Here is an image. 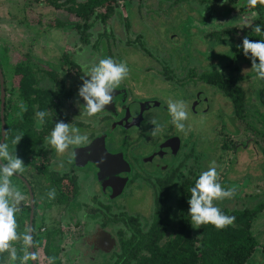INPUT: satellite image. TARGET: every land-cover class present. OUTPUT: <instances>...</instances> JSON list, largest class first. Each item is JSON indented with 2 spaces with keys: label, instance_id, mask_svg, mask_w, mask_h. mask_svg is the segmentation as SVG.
<instances>
[{
  "label": "rangeland",
  "instance_id": "obj_1",
  "mask_svg": "<svg viewBox=\"0 0 264 264\" xmlns=\"http://www.w3.org/2000/svg\"><path fill=\"white\" fill-rule=\"evenodd\" d=\"M173 1L145 0L128 17L126 29L122 26L121 20V24H115L111 29L108 27L112 35L102 38L103 40L99 41L96 50L92 51L80 50L79 45L72 47L74 38L66 27L59 30L48 25L54 18L71 21L72 17L64 12L55 11L41 0H0V47H3V44L12 48L17 54L28 53L35 59L49 62L51 66L60 62L63 53H68L70 59L82 66L90 64L88 59H85L89 56V60L93 63L98 59L108 57L117 63H126L129 75L116 89L121 87L120 91H123L125 99H129V101L155 102L156 106L150 108L146 113L147 122L161 121V131L157 132L155 136L161 134L159 136L161 137L164 134L167 129L164 127L165 124L170 126V132L180 138L179 145L181 147L185 145L186 148H189V152H192L190 162L200 172L206 171L210 162L214 160L219 173V183L224 189H234V195L231 198L215 200L214 205L227 208L252 206L262 198L261 193L264 190V184L260 180L264 174V165L253 142V135L234 120L231 116L229 102L211 87L205 84H194L195 82H191L194 84L192 86H183L181 82L175 83V80L186 76L190 69L195 73L196 71L200 73L211 66L225 62L230 53V47L240 42L243 31L251 24V18H249L246 8L242 9V12L237 10V7L243 6L245 0H236L239 6L233 4L231 6L233 9L229 12L225 11L224 1L220 4H218L219 0L211 1L210 7L215 10L212 11L209 7L210 10L205 11L206 13L203 12L204 14L197 13L193 0H189L191 5L179 2L172 4ZM119 10L124 16L123 8L119 7ZM212 28L233 30L231 32L233 37L229 40V45L226 48L225 43H223L225 46H218L219 44L210 41V38H207L212 44L210 49L207 45L205 47L202 44V33L210 32ZM96 31L101 33L102 27H95L93 37H96ZM139 35L140 37L136 39V36ZM134 40L135 43H133ZM127 42L131 43L129 47L126 46ZM138 42L141 43L143 49L138 48L140 44ZM6 55L7 53L4 55V51L0 48L2 75L7 89L10 90V66L12 63L9 56L3 58ZM40 66L44 67L42 64ZM160 66H168L174 71L175 74H171L172 78L170 77L171 82L163 81L164 79L162 80L159 76ZM64 67L66 68V66ZM70 68L71 72L76 75V69ZM250 69L249 65L242 63L238 66L233 77L242 89L246 111L253 118L255 99L252 93L256 89V80L251 83L252 79L245 78L251 71ZM8 97L12 104L18 105L19 101L13 90L8 91ZM169 99L183 100L187 105L189 116L185 121V132L178 131L171 124V117L167 111ZM66 113L68 112L66 111ZM136 130L124 131L122 128H113L111 124L109 127H104L101 134L107 143V148L112 152H122L127 158L133 159V153L128 150V142L131 133ZM219 132L228 135V138L236 143V152L228 151L219 154L217 149ZM146 134L148 135L147 131ZM119 139H124L126 142L119 141ZM217 156H220L219 159ZM63 157L67 158L64 154ZM69 158L71 157H68L67 168L77 176L78 191L81 192L83 200L92 195L94 203L100 206L104 203V210L107 208L108 212L110 210L113 212V221L115 220L114 216L120 214H135L140 221L147 220L151 211V198L149 191L142 186L141 182L139 183L137 179L133 180L129 175L122 192L115 196H110L104 191L100 193L93 176L83 168L82 164L74 165L73 163L72 165ZM178 159L179 155L164 158L159 161V164L166 166ZM139 166L143 171H146L145 163L139 162ZM10 181L24 194L20 183L12 177ZM59 183L62 184L63 181ZM25 201L21 208L25 207ZM83 205L84 202L82 204L75 203L72 205L73 207L68 208L70 207L68 206L64 209L63 214L67 217L66 221H74V223H56L57 211L52 209L49 212H44L45 220L40 226V231L43 228L52 227L63 234L60 243L61 252L59 253L62 264H108L110 255L117 250L116 242H112L111 239L109 244L96 245L92 239L103 232L108 234L107 232L113 229V224L111 225L109 222L104 226V230L94 224L90 230H86L89 229L86 223L95 216L88 214L87 207ZM95 215L97 216V214ZM96 227L100 230L94 233L98 230ZM251 233L254 235L258 247L245 264H264V209L252 223ZM80 234L85 236H83L84 239L78 238ZM76 237L78 240L74 243ZM11 248L12 246L7 251L10 252ZM26 252L25 250L24 254ZM36 252L38 253L36 263L46 264L39 248ZM0 263L5 264L3 260ZM27 264L29 263L27 262Z\"/></svg>",
  "mask_w": 264,
  "mask_h": 264
},
{
  "label": "trees",
  "instance_id": "obj_2",
  "mask_svg": "<svg viewBox=\"0 0 264 264\" xmlns=\"http://www.w3.org/2000/svg\"><path fill=\"white\" fill-rule=\"evenodd\" d=\"M41 1L51 6L55 11L64 12L72 17L71 21L54 18L52 23L48 24L51 28L61 30L66 27L74 38L72 47L79 45L80 50L94 51L97 44L100 43L99 41L112 35L110 29L113 25L123 22L122 26L126 27L128 17L145 0ZM211 1L214 0H193L197 13L204 14L210 8L212 11L215 10L210 7ZM223 1L226 12L232 11L231 6L233 4L234 6L239 4L236 0H219L218 4ZM177 2L191 5L189 0H174L172 4ZM119 7L123 8L124 16L121 15ZM245 8L249 18H251V24L243 31L240 42L230 47V53L225 62L211 66L200 73L197 71L195 73L190 69L188 74L193 78L192 83L199 82L211 87L229 102L231 116L243 125L245 130L251 132L254 137L253 142L264 165V80L257 79L256 73L253 71L245 76L247 79H252L251 83L256 80V89L252 93L255 102L253 103V118H251L246 111L242 89L233 77L240 64L245 63L251 68L250 55L246 57L242 47H240L242 40L245 37L250 40L264 39V35H259L254 31L256 25H260L264 31V0H257L255 5H250L248 0H245L243 6L237 7V10L242 12V9ZM97 26L102 27V32L96 31V37H93V30ZM210 30V32L202 33V44L205 47L207 45L210 49L212 45L207 38L216 42L215 44H219L218 46H225L223 44L225 43L226 48L229 45V40L233 37L231 35L233 30L227 28H212ZM139 37L140 35L136 36V39ZM135 40L133 43L136 42ZM126 44L127 47L131 45L128 42ZM2 46L0 48L4 51V55L7 53L3 58L9 56L12 63L10 66V90H13L19 101L18 105L12 104L8 97L10 90L7 89L3 78L5 97L2 113L4 130H8V135L3 142L8 144L9 152L22 159L24 166H26L29 153L44 141L43 135H48L54 127V114L59 110L61 98L65 95L62 88L58 86L61 83L58 73L62 70L70 72V67L74 64L68 53H63L60 62L51 66L50 63L37 60L28 53L17 54L12 48L3 44ZM138 48L143 49L141 43ZM41 64L44 67H41ZM164 72V77L167 80H172L171 70L164 69ZM22 103L26 106V110L21 108ZM38 111L49 113L44 125L40 127H38L36 117ZM17 135L22 136V138L15 145L13 140ZM228 137V135L219 132L217 149L220 155L237 150L236 143ZM219 157L217 156L218 159ZM200 173L195 166L192 175L179 182L172 197L170 186H162L157 189L153 194L151 211L144 222L140 221L135 214L114 216L113 224L119 225L120 229L113 238L117 250L110 255L108 264H245L258 247L257 241L251 233V226L258 214L264 209V190L261 193L262 198L252 206L219 207L224 215L234 217V221L230 225L217 228L214 225L206 224L201 225L199 229H194L188 216L189 205L187 201L190 199L189 189L194 186ZM43 174L46 176L45 172ZM260 180L264 184V174ZM170 197L172 202H169ZM36 205L37 202L34 198L31 225L33 250L36 252L38 248L40 249L46 264V258H51L52 264H62L59 257L62 235L58 229L52 227L43 228V231H40L43 221L41 217H35ZM16 219L17 231L22 234L27 229L28 207L21 208V211L16 214ZM11 246L17 251V260L13 262L10 259V252L5 251L0 253V262L3 260L5 264H21L27 246L20 240L12 241ZM28 263L30 264V260Z\"/></svg>",
  "mask_w": 264,
  "mask_h": 264
},
{
  "label": "flooded vegetation",
  "instance_id": "obj_3",
  "mask_svg": "<svg viewBox=\"0 0 264 264\" xmlns=\"http://www.w3.org/2000/svg\"><path fill=\"white\" fill-rule=\"evenodd\" d=\"M85 59H88V62L90 63L87 66H90L93 63L89 60L90 56ZM70 60L74 64L72 65V68L76 69V75L71 72V69L70 72L62 70L58 73L59 80H61V83H59L58 86L62 88V92L65 95L61 98V105L57 113L54 114L55 118L53 120L55 122L63 121L80 128L82 134L87 135L88 141L74 149V157H71V151L63 153L67 157L65 158L63 157V154L55 153V149L51 148L45 142L47 134L43 135L44 141L39 143L38 147L31 151L27 157L28 166L26 165L23 172L16 173L12 178L20 183L24 189V195L26 196L25 207H28L29 213V198L25 183L28 185L33 200L32 218L34 198L37 202L35 217H41L43 222L45 220L44 212H49L53 209L58 213V216H56V223H74V221H66L65 218L67 217L63 214V211L68 206H70L68 208L73 207L72 205L75 203L82 204V202H84L83 206L87 207V210L89 211L87 213L95 216L92 220H89L88 223H86V226H89V229L86 230H90L94 224L100 226V229L104 230V226L109 222H111V225L113 224V212L111 210L108 212L107 208L104 210V203L101 204V206L94 203L95 201H92V195L87 196L84 200L81 198L83 196L81 192L78 191L79 183L77 181V176L74 175V172L71 169L67 168V164H69L68 157H71L69 160L72 165L73 163L74 165L82 164L83 168L93 176L100 193L104 191L110 196H115L122 192L129 179V175L133 180L137 179L138 182H141L142 186L149 191L151 205L153 194L157 189H160L162 186H170L172 197L179 182L190 177L195 166L190 162V154L192 152H189V148H186L185 145H182V147L179 145L180 138L170 132V126L165 124L164 127L167 129L161 137H159L161 134L159 136H153L151 134L154 127L157 125L161 126V121L159 120V122H156V125H153L146 120V113L148 110L156 106L153 101H141V103L129 101V99H125L123 91H120L122 88L119 87L115 89L112 94V103L106 106L103 112H100L91 118L81 116L80 112L83 111L81 106H83L84 102L82 98L78 96V90L82 86L81 78L84 75L83 69L87 66L76 64L74 60ZM160 69L159 76L162 80L164 79L163 81L171 82V80H167L164 77V69H171L168 66H160ZM171 73L175 74L172 70ZM190 78L191 80L189 81ZM192 79V76L187 73L182 79L175 80V83L181 82V85L183 86H192L194 85L191 83ZM196 84L202 83L197 82ZM66 111L68 113H66ZM111 124L113 128H122L124 131L137 129L131 133L130 141L128 142V150L133 153V159L127 158L122 152H112L107 148V143L103 140L101 133H103L104 127H109ZM146 131L148 135L146 134ZM120 140L126 142L124 139H119V141ZM176 155H179V159L174 163H170L166 166L159 164V161L164 158L174 157ZM139 162L147 165L146 171L142 170L139 166ZM44 172L46 176L48 175L47 179L43 174ZM185 172L187 175H185ZM60 181H63V183L60 184ZM66 182H68V184H66ZM52 189H55L56 192L55 199H49L47 195ZM77 193L78 195H76ZM171 197L169 202H172ZM95 214H97V216ZM51 217H53V215H51ZM112 228L113 229L107 233L113 239L115 233H117L120 227L114 223ZM96 229L98 228L96 227ZM100 229L96 230L94 233ZM41 230L43 231V229ZM61 235L63 239V234L61 233ZM83 236L80 234L78 235V238L84 239L85 236ZM78 238L76 237L74 243L77 242Z\"/></svg>",
  "mask_w": 264,
  "mask_h": 264
},
{
  "label": "clouds",
  "instance_id": "obj_4",
  "mask_svg": "<svg viewBox=\"0 0 264 264\" xmlns=\"http://www.w3.org/2000/svg\"><path fill=\"white\" fill-rule=\"evenodd\" d=\"M250 5H255L257 0H248ZM254 31L259 35H264L260 25L254 27ZM243 54L251 58V71L256 73V78L264 80V39L250 40L245 37L240 45ZM258 61V63H257ZM248 71V70H246ZM129 68L126 63H117L111 57L98 59L87 66L84 70L82 86L78 90V96L83 100L81 116L94 117L103 112L105 107L112 103L113 92L116 87L127 78ZM21 108L26 110L22 103ZM167 111L171 117V124L180 132L186 131L185 121L189 113L187 105L183 100L169 99L167 101ZM47 111L36 112L38 127L43 126L48 116ZM150 123L156 125V121ZM161 131V126L157 125L152 129V135ZM8 130L0 129V136L6 138ZM22 136L17 135L13 143L20 142ZM88 137L82 134L81 129L63 121H57L50 133L45 137V142L59 154L71 151V157L75 156L74 149L87 143ZM62 167V164H61ZM22 159L10 153L8 144L0 143V253L7 251L12 241L20 240L27 247L33 246L31 230L26 229L24 233H19L16 214L21 211V205L26 196L11 184L10 178L18 172L24 171ZM185 175L187 173L185 172ZM190 199L187 203L188 216L194 229H199L201 225L211 224L217 228H223L234 221V217L224 215L222 210L214 205L215 200L231 198L234 189H224L219 183V173L217 164L213 160L206 171L199 174L194 186L189 189ZM49 199H55L56 192L52 189L47 193ZM10 259L17 260V251L13 247L9 253ZM38 253L26 252L21 264H27L29 260L35 262ZM47 264H52L51 258H46Z\"/></svg>",
  "mask_w": 264,
  "mask_h": 264
},
{
  "label": "water",
  "instance_id": "obj_5",
  "mask_svg": "<svg viewBox=\"0 0 264 264\" xmlns=\"http://www.w3.org/2000/svg\"><path fill=\"white\" fill-rule=\"evenodd\" d=\"M4 97H5V94H4V90H3V77H2L1 70H0V129H2V130H4V121H3V113H2ZM3 140H4V137L0 136V143H3ZM25 186L27 188V194H28V198H29V213H28V220H27V229L31 230L33 200H32V194L30 192V189L26 183H25ZM111 239L112 238L108 234L102 233V234L95 236L92 239V241H94V243H96V245H98V244L106 245V244H109V242H111ZM112 242H113V239H112ZM27 251L32 253L34 251L33 246L31 248L27 247ZM30 264H36V261L33 262L32 260H30Z\"/></svg>",
  "mask_w": 264,
  "mask_h": 264
}]
</instances>
